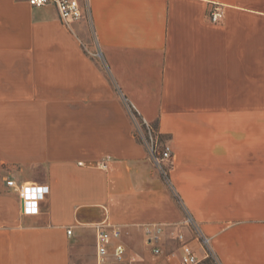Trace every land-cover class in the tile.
Returning a JSON list of instances; mask_svg holds the SVG:
<instances>
[{"label":"crops","instance_id":"obj_1","mask_svg":"<svg viewBox=\"0 0 264 264\" xmlns=\"http://www.w3.org/2000/svg\"><path fill=\"white\" fill-rule=\"evenodd\" d=\"M79 2L68 29L0 0V264H97L104 222L132 264H180L173 232L202 260L184 208L220 264H264V0ZM132 109L172 148L171 188ZM7 180L48 187L37 215ZM147 224L165 225L158 258Z\"/></svg>","mask_w":264,"mask_h":264},{"label":"built area","instance_id":"obj_2","mask_svg":"<svg viewBox=\"0 0 264 264\" xmlns=\"http://www.w3.org/2000/svg\"><path fill=\"white\" fill-rule=\"evenodd\" d=\"M33 8L44 6L55 7L61 23L68 29L72 22L79 21L84 16V7L79 0H28ZM222 13L215 10L210 15L212 23L220 20ZM86 53L93 59L101 61L102 54L98 49L90 50L85 48ZM131 120L134 121L135 138L143 145L147 151V155L157 172L166 180H168V164L172 160V148L168 142H162L158 133L144 119L140 118L132 109L130 111ZM133 123V122H132ZM110 159H104L97 162L94 166L98 169L106 171L109 167ZM82 165V163H79ZM6 186L13 189L22 204V212L25 215H37L39 213V205L49 189L44 185L36 184H18L13 180H7ZM184 220L180 225L189 227L193 232V239L201 246L203 255L202 260L198 259L194 250L185 241L182 233H171L180 242L181 261L180 264H199L203 260H212L213 264H220L214 257L210 248V240L201 231L191 214L184 208ZM165 225L147 224L144 226L147 236V244L151 247L152 255L156 258L162 254L160 247L161 238ZM96 236V262L97 264H132L133 259L125 258V248L121 244L111 247L112 240L120 237V231L117 228L110 227L108 223H99L95 226ZM111 228V229H110ZM71 234V230L67 231ZM112 261H111V259Z\"/></svg>","mask_w":264,"mask_h":264},{"label":"rangeland","instance_id":"obj_3","mask_svg":"<svg viewBox=\"0 0 264 264\" xmlns=\"http://www.w3.org/2000/svg\"><path fill=\"white\" fill-rule=\"evenodd\" d=\"M132 125H133V134H134V136H135V131H134V121L132 120ZM151 127L155 130V128L151 125ZM156 131V130H155ZM159 137V139L162 141V142H167V140L165 139V138H163V137H160V136H158ZM145 151H146V149H145ZM147 152V151H146ZM170 169H171V161L169 162V164H168V180H169V173H170ZM161 176V175H160ZM161 178L165 181L166 179H164L162 176H161ZM125 252H126V250H125ZM133 259V258H132ZM210 259H208V260H203V261H201L199 264H213L212 263V261H209Z\"/></svg>","mask_w":264,"mask_h":264},{"label":"trees","instance_id":"obj_4","mask_svg":"<svg viewBox=\"0 0 264 264\" xmlns=\"http://www.w3.org/2000/svg\"><path fill=\"white\" fill-rule=\"evenodd\" d=\"M160 137H162V136H160ZM165 183H166V185H168V186H169V188H171V187H170L169 180H165ZM209 261H212V260H209Z\"/></svg>","mask_w":264,"mask_h":264}]
</instances>
